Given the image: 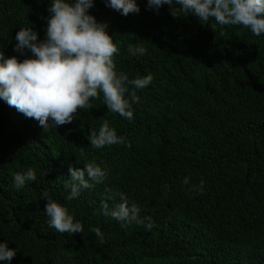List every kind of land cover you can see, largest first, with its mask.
I'll list each match as a JSON object with an SVG mask.
<instances>
[{
	"label": "trees",
	"instance_id": "1",
	"mask_svg": "<svg viewBox=\"0 0 264 264\" xmlns=\"http://www.w3.org/2000/svg\"><path fill=\"white\" fill-rule=\"evenodd\" d=\"M50 3L0 0L5 59L34 58L13 50L15 37L32 28L43 40ZM93 3L89 14L109 25L118 49L117 73L153 80L137 90L132 120L108 111L100 93L71 124L44 129L0 99V243L16 251L0 264H264V34L214 19L202 25L190 13L174 18L168 5L157 14L148 0H136L140 12L127 17L106 0ZM137 44L143 56L130 55ZM105 121L125 144L90 146V130ZM92 162L106 179L68 200L70 166ZM29 168L37 180L17 189L14 174ZM44 192L82 233L49 226ZM121 193L143 224L122 228L103 214L101 202L111 210Z\"/></svg>",
	"mask_w": 264,
	"mask_h": 264
},
{
	"label": "clouds",
	"instance_id": "2",
	"mask_svg": "<svg viewBox=\"0 0 264 264\" xmlns=\"http://www.w3.org/2000/svg\"><path fill=\"white\" fill-rule=\"evenodd\" d=\"M164 5L169 6L174 18L180 13H190L202 25L214 19L221 26H242L257 37L264 34V0H148L147 8L155 9L158 14ZM93 6V0H51L45 38L38 39L39 33L32 28H20L15 37L17 43L13 50L23 54L27 49L34 58L18 62L15 56L5 59L4 53H0V99L25 117L38 121L44 129L71 124L78 110L91 108L90 98H98L100 93L108 111L132 120L131 106L140 102L137 90L145 89L153 80L152 75L130 80L124 72L117 73L113 56L118 49L108 34L109 25L97 22L89 14ZM106 7L125 17L140 12L136 0H106ZM128 51L132 56H143L147 50L137 44L130 45ZM87 139L93 149L125 144V139L118 137L107 121L98 132L90 130ZM47 172L43 175L47 176ZM69 173L70 178L64 183L69 192L68 200L78 197L82 189L103 183L107 177V172L95 162L85 163L83 168L70 166ZM13 179L14 186L22 189L26 182L37 180V172L29 168L15 173ZM184 183H189L188 178ZM203 185L201 181L199 191L203 190ZM191 191L198 189L193 186ZM119 195L121 202L111 210L107 203L101 202L103 214L120 222L122 228L143 224L137 206L130 207L124 194ZM41 197L47 201L45 213L50 227L61 234L75 235L84 231L82 224L74 222L68 210L47 192ZM146 227L150 230L153 224L149 222ZM90 231L104 243L98 227ZM15 255L16 251L9 249L7 242L0 243V261H11Z\"/></svg>",
	"mask_w": 264,
	"mask_h": 264
}]
</instances>
